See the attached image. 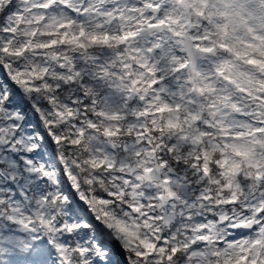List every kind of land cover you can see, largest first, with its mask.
<instances>
[{
    "label": "snow or ice",
    "instance_id": "6c2138e0",
    "mask_svg": "<svg viewBox=\"0 0 264 264\" xmlns=\"http://www.w3.org/2000/svg\"><path fill=\"white\" fill-rule=\"evenodd\" d=\"M0 264H264V0H0Z\"/></svg>",
    "mask_w": 264,
    "mask_h": 264
}]
</instances>
